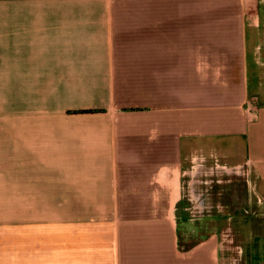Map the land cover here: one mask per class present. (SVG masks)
Returning <instances> with one entry per match:
<instances>
[{"label": "crops", "instance_id": "0c3cea01", "mask_svg": "<svg viewBox=\"0 0 264 264\" xmlns=\"http://www.w3.org/2000/svg\"><path fill=\"white\" fill-rule=\"evenodd\" d=\"M6 4L0 187L22 218L0 223V264H226L214 238L187 249L180 221L208 188L233 210L246 187L210 181L217 167L249 166L264 197V126L246 108L264 0Z\"/></svg>", "mask_w": 264, "mask_h": 264}, {"label": "rangeland", "instance_id": "374dc122", "mask_svg": "<svg viewBox=\"0 0 264 264\" xmlns=\"http://www.w3.org/2000/svg\"><path fill=\"white\" fill-rule=\"evenodd\" d=\"M0 11H7L6 0H0ZM264 16V7L262 9ZM260 48L257 50V58L260 62V68L262 71L261 83H259L256 76L252 77V86L257 88L254 91L253 98L248 102V109H252V112L248 116L250 118L256 117V110H259L261 114V127L264 126V106L260 107V104H264V23L262 26V33L259 39ZM258 43V44H259ZM252 70H255L252 68ZM254 99V100H253ZM253 108L255 110H253ZM5 112L0 113V123H5ZM259 143L261 145V152L264 153V127L260 132ZM235 175V174H234ZM209 177V176H208ZM239 177V184L241 187L245 185L240 190H244V194L239 190L236 193V199L233 195V205L229 204V198L225 197L223 202L226 205L232 207L231 212L225 211V207H217L216 203L212 202V197L210 196L209 188L208 193L204 197L206 205L204 206L203 213L192 214L191 208L193 204L190 197H185L186 202L189 203V211L182 218L180 235L182 236V244L187 249L192 248L199 239L207 238L216 239L218 243V248L220 255L226 259V264H263L264 263V244L260 239L253 240L254 236L262 235L261 224L256 223V227H253V220L251 218L255 216L264 217V198H260L254 193V181L249 179L247 176L236 175ZM210 181L218 182L221 178L225 181L227 176L224 174L223 177L219 174H211ZM2 184H0L1 186ZM0 187V223L7 220H14L17 218H22V213L19 211H10L7 209V197L1 191ZM212 191V190H211ZM248 193V195H247ZM196 215V217H193ZM192 220V221H191ZM254 228L256 233L254 235ZM201 231V232H200ZM259 236V235H258ZM262 239V238H261Z\"/></svg>", "mask_w": 264, "mask_h": 264}, {"label": "built area", "instance_id": "2783aa9c", "mask_svg": "<svg viewBox=\"0 0 264 264\" xmlns=\"http://www.w3.org/2000/svg\"><path fill=\"white\" fill-rule=\"evenodd\" d=\"M213 172L214 173L215 172H221V173H225V174L228 173V174H235V175H241L242 174L243 176H247L249 179L251 177V173L249 171V166L247 167L245 165H239V166L233 167L231 169L217 167L215 171L211 172V174H214ZM217 174H220V173H217ZM256 188H257V184L255 183L254 184V193H255L256 196L259 197V200H260V198L263 199L264 197L257 193ZM204 209H205V207L200 208V207H197V206H193V208H191V210H192L191 212H192V214H194V213H203ZM193 217H196V215H193Z\"/></svg>", "mask_w": 264, "mask_h": 264}, {"label": "bare ground", "instance_id": "6f19581e", "mask_svg": "<svg viewBox=\"0 0 264 264\" xmlns=\"http://www.w3.org/2000/svg\"><path fill=\"white\" fill-rule=\"evenodd\" d=\"M232 201V200H231Z\"/></svg>", "mask_w": 264, "mask_h": 264}]
</instances>
